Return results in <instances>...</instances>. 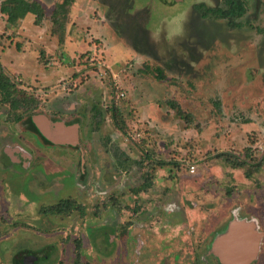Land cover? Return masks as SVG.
Wrapping results in <instances>:
<instances>
[{
    "label": "rangeland",
    "instance_id": "obj_1",
    "mask_svg": "<svg viewBox=\"0 0 264 264\" xmlns=\"http://www.w3.org/2000/svg\"><path fill=\"white\" fill-rule=\"evenodd\" d=\"M33 1L40 26L0 13L1 73L29 103L0 89V264H227L233 219L254 223L264 264V0L234 29L195 8L220 0H74L59 25L62 0ZM39 118L77 142L49 153L72 173L41 172L53 189L2 169L4 147L42 137Z\"/></svg>",
    "mask_w": 264,
    "mask_h": 264
},
{
    "label": "flooded vegetation",
    "instance_id": "obj_2",
    "mask_svg": "<svg viewBox=\"0 0 264 264\" xmlns=\"http://www.w3.org/2000/svg\"><path fill=\"white\" fill-rule=\"evenodd\" d=\"M2 101L3 102H5V101L9 102L10 100H9V98L8 99L2 98ZM8 105H9V103H8ZM9 107H10V105H9ZM48 122L49 121L46 118L45 119L44 118H41V119L39 118V119L35 120V122H34L35 128L39 131V133H41L42 137L40 135L35 136L34 137V143H31L32 144L31 147L30 146L27 147L25 145H23V146L16 145V146H13V147H9V146L4 147L3 152L8 155L9 162L3 163L2 169H6L7 170L6 167H8V165L9 166L16 165L22 171H25V172L34 171L39 176V178L41 179L40 183L37 185L38 187L45 186V187H50L51 189H53L54 187H58L59 178L56 179V180L50 179L51 181H45L44 182V179L42 178V176L46 177V175L42 174L41 172L49 175V172L55 171L54 173H56V174L59 173L60 175H62L65 171L69 170L70 174L66 173L67 176H71L72 173L70 171V167H68V166L65 167V165L62 164L64 167L63 166L59 167V166H56L55 164H53V161H51L49 159L51 157V154H49V153H52V154H55V155L58 156L60 153L63 152L62 148H68V147L74 148L75 145L77 144V142H72V141L70 142L69 140H66L65 138L61 139V140L60 139H57V140L53 139V138H55V135H53V134H56V132L58 130L57 127H56L58 125L54 126V123L52 125V129L53 130L50 131V133H49L51 135H48V132H49L48 129L45 130V131H47V133H45L44 131L39 130L41 127H45V129H46V127L48 128L49 127V123ZM61 124H63L65 126L64 122H62V121H61ZM49 136H51V137H49ZM42 140H44V141H42ZM41 142H44L45 144H48V145H50L52 147L58 146L60 148L52 149V147H46V146H45L46 148H41V147H39V143H41ZM40 152H42V153H40ZM39 153H40V156H41L40 160H39ZM47 154H49V155H47ZM42 158H44V159H42ZM79 163H80L79 166H78L79 168L81 166H82L81 168H85L86 167V166L83 167V165H84L83 161H82V163L81 162H79ZM60 171H61V173H60ZM67 178H70V177H67ZM70 179L73 181L72 178H70ZM79 179H80V177H79ZM46 180H48V179H46ZM6 187L9 188L10 186L7 184ZM3 190L6 191L4 186H3ZM29 190H30V192L35 191V189L33 187H29ZM40 190L41 191L34 192L32 194L34 195L35 193H37V195H42L43 194V189H40ZM8 191L13 193V198H14V196H19L18 197V201H22L23 199H24V201L27 200L26 199L27 196H25V195H28V194H25L24 192H22L23 194L19 193V194L15 195V193H14L15 191L13 192L11 189L8 190ZM6 199H11V198L4 197V201H6ZM14 200H16V199L14 198ZM31 200H32V198H31ZM233 220H234L235 223L238 222V220H236V219H233ZM245 222L246 221H244V223ZM247 224H249V223H247ZM248 226L247 227L249 228V231H251V235H255V232H256L255 225L249 224ZM242 236L245 237L244 234H242ZM248 237H250V234L248 235ZM234 239L237 241L240 238L236 235L234 237ZM225 249L226 250L227 249L230 250V245H227L226 247H224L223 252H226ZM227 252H230V251H227ZM240 256L237 257L234 261H229V264H241L240 262H242V261H241ZM28 260L29 261H25L24 259H22V261H19V260L16 259L15 260V264H49V261H35V259L32 258V257H30V259H28ZM253 260H255V256H253L252 259H250L249 261H244L242 264H251L253 262ZM198 262L199 261H191V263H193V264H198ZM73 263L74 264H92L90 262H86V263L81 262L78 259L76 261H74ZM213 263L217 264L218 262L216 263L215 261H212L211 264H213ZM147 264H173V261H148Z\"/></svg>",
    "mask_w": 264,
    "mask_h": 264
},
{
    "label": "trees",
    "instance_id": "obj_3",
    "mask_svg": "<svg viewBox=\"0 0 264 264\" xmlns=\"http://www.w3.org/2000/svg\"><path fill=\"white\" fill-rule=\"evenodd\" d=\"M221 6L215 8L202 9L200 5H195L197 10H200L201 16L207 18L212 16L216 19H222L227 22V24L234 28L241 27L239 21L245 15L247 9L248 0H220ZM74 0H62L56 8L51 13V21L53 25L60 24L61 19L65 20L67 9L73 4ZM0 13L7 16V22L11 25L17 23L18 20H22L27 15L34 16L33 24L35 26H40L43 19L45 18L44 9L39 1H28V0H5L0 6ZM61 42L62 39H59ZM0 89H2L10 100V95L15 92L13 84L10 80L3 76L0 67ZM7 99L6 97H4ZM28 103L25 98H21L20 101L10 100L8 103L10 108L15 110L23 105V103ZM29 104V103H28ZM179 115V112L177 113ZM231 164L234 166H241L240 163L233 161ZM66 207L63 205L59 210H64Z\"/></svg>",
    "mask_w": 264,
    "mask_h": 264
},
{
    "label": "water",
    "instance_id": "obj_4",
    "mask_svg": "<svg viewBox=\"0 0 264 264\" xmlns=\"http://www.w3.org/2000/svg\"><path fill=\"white\" fill-rule=\"evenodd\" d=\"M59 126V125H58ZM62 128V127H61ZM60 129V127H59ZM73 129V128H71ZM246 222H240V223H234L231 228L229 233L227 234V237L225 239H222L220 242L221 248L220 252L222 254L223 260L228 264L229 261H234L237 257H241V261L245 259L250 260L255 254V250L257 247V241L258 237L256 235H251L248 237L249 231V226L247 227ZM253 224L254 223H250ZM255 229V228H254ZM244 234L245 237L242 236ZM238 236L240 239L235 240L234 237ZM227 245H230V250L225 249L226 252H223L224 247ZM230 251V252H227ZM245 257V258H242Z\"/></svg>",
    "mask_w": 264,
    "mask_h": 264
},
{
    "label": "built area",
    "instance_id": "obj_5",
    "mask_svg": "<svg viewBox=\"0 0 264 264\" xmlns=\"http://www.w3.org/2000/svg\"><path fill=\"white\" fill-rule=\"evenodd\" d=\"M120 96H123V94H121ZM190 173L191 174L195 173V167L194 166H190Z\"/></svg>",
    "mask_w": 264,
    "mask_h": 264
},
{
    "label": "bare ground",
    "instance_id": "obj_6",
    "mask_svg": "<svg viewBox=\"0 0 264 264\" xmlns=\"http://www.w3.org/2000/svg\"><path fill=\"white\" fill-rule=\"evenodd\" d=\"M244 225H247V226H248L249 224L246 223V224H244ZM249 234H251V232H250Z\"/></svg>",
    "mask_w": 264,
    "mask_h": 264
}]
</instances>
